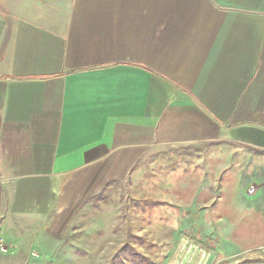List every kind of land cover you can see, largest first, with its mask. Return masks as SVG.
<instances>
[{"label":"crops","instance_id":"crops-1","mask_svg":"<svg viewBox=\"0 0 264 264\" xmlns=\"http://www.w3.org/2000/svg\"><path fill=\"white\" fill-rule=\"evenodd\" d=\"M250 4L0 0V245L58 249L96 191L163 167L173 221L203 216L264 255V0Z\"/></svg>","mask_w":264,"mask_h":264},{"label":"rangeland","instance_id":"rangeland-1","mask_svg":"<svg viewBox=\"0 0 264 264\" xmlns=\"http://www.w3.org/2000/svg\"><path fill=\"white\" fill-rule=\"evenodd\" d=\"M156 168L137 179L140 187L127 177L96 191L58 249L44 254L35 239L19 249L1 244L0 264H264L259 251H235L227 232L220 236L203 216L190 212L188 222L173 221L179 215L168 206V172ZM189 200L194 210L207 201ZM210 208L202 205L199 213Z\"/></svg>","mask_w":264,"mask_h":264}]
</instances>
